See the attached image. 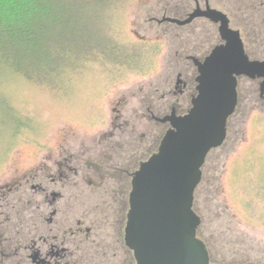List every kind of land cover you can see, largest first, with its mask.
Wrapping results in <instances>:
<instances>
[{"label": "rangeland", "instance_id": "374dc122", "mask_svg": "<svg viewBox=\"0 0 264 264\" xmlns=\"http://www.w3.org/2000/svg\"><path fill=\"white\" fill-rule=\"evenodd\" d=\"M88 1L94 5L81 10L89 20L58 50L54 71L28 77L0 62V184L45 157L100 139L118 110L141 109L152 84L176 82L178 46L167 40V21H157L167 15V0ZM238 96L227 138L202 168L199 227L213 262L264 264L260 80L240 77ZM166 130L155 126L157 146Z\"/></svg>", "mask_w": 264, "mask_h": 264}, {"label": "flooded vegetation", "instance_id": "af4514ba", "mask_svg": "<svg viewBox=\"0 0 264 264\" xmlns=\"http://www.w3.org/2000/svg\"><path fill=\"white\" fill-rule=\"evenodd\" d=\"M166 13L167 40L178 46L176 82L152 84L141 109L118 110L100 139L0 184V264H137L126 243L133 175L160 145L155 126L168 130L162 119L193 105L198 70L189 61L226 43L223 23L239 31L250 59L264 60V0H167Z\"/></svg>", "mask_w": 264, "mask_h": 264}, {"label": "water", "instance_id": "95a60500", "mask_svg": "<svg viewBox=\"0 0 264 264\" xmlns=\"http://www.w3.org/2000/svg\"><path fill=\"white\" fill-rule=\"evenodd\" d=\"M166 21L167 16L159 20ZM220 30L226 43L203 61L193 58L198 93L191 109L162 119L170 121V128L133 175L126 243L137 264H217L198 236L202 219L194 209L195 192L207 155L227 138L228 121L238 105L239 77L259 79L264 93V60L249 58L239 31L227 23Z\"/></svg>", "mask_w": 264, "mask_h": 264}, {"label": "trees", "instance_id": "16d2710c", "mask_svg": "<svg viewBox=\"0 0 264 264\" xmlns=\"http://www.w3.org/2000/svg\"><path fill=\"white\" fill-rule=\"evenodd\" d=\"M88 5L93 6L94 2L0 0V62L11 64L28 77L54 71L58 50L68 46L78 27L88 22V14H82L81 10ZM197 190L194 209L200 215L196 207ZM198 236L205 241L201 227Z\"/></svg>", "mask_w": 264, "mask_h": 264}]
</instances>
